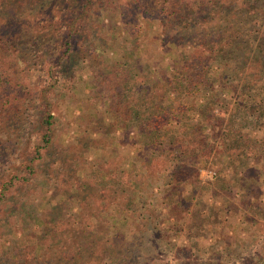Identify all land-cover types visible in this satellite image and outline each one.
<instances>
[{"label": "rangeland", "instance_id": "rangeland-1", "mask_svg": "<svg viewBox=\"0 0 264 264\" xmlns=\"http://www.w3.org/2000/svg\"><path fill=\"white\" fill-rule=\"evenodd\" d=\"M106 1L102 15L108 20L103 30L95 25L101 34L94 27L81 28L72 65L54 64L60 53L55 43L31 42L29 34L11 44L1 40L0 79L15 84L11 91L30 104L31 122L16 150L0 162V173L13 167L20 177L0 204V264H55L62 249L77 245L85 253L80 264H117L114 245L129 239L141 242L136 264H264V208L258 215L250 212L253 206L264 207V114L258 117L264 110H256L264 81L254 86L255 104L241 81L238 89L242 148L235 160L248 165L247 173L238 177L228 161L207 154L213 142L200 153L204 164L187 163L174 172L172 164L152 156L155 147L146 146L140 133L152 123L142 119L145 106L156 103L153 79L162 80L176 57L196 50L169 48L175 32L166 36L158 20L143 17L151 16L147 9L126 6L131 0ZM169 1L174 0H155V7ZM54 13L37 19L55 26L60 16ZM39 20L31 21L34 28ZM5 53L23 59L6 61ZM115 62L130 69L112 72ZM129 74L132 80L124 82ZM44 87L54 116L51 143L29 172L24 165L42 139L33 113ZM228 104L226 118L235 115L233 101ZM132 107L139 123L131 117ZM171 126L179 135L183 125ZM223 129L224 121L213 131L222 134ZM225 143L231 145L228 136ZM161 171L166 172L160 176Z\"/></svg>", "mask_w": 264, "mask_h": 264}, {"label": "trees", "instance_id": "trees-1", "mask_svg": "<svg viewBox=\"0 0 264 264\" xmlns=\"http://www.w3.org/2000/svg\"><path fill=\"white\" fill-rule=\"evenodd\" d=\"M106 2V0H0V44L4 43L1 40L11 44V39L16 42L22 38V34L27 36L29 34L31 42L32 39L40 38L43 45L46 43L59 45L60 53L55 57L54 64L58 66L62 64V68L72 65L78 54L75 42L81 28L92 31L94 27L96 34H101L95 25H102V29L103 21L108 20L102 15ZM141 2L142 0H131L126 6L135 10L142 7L147 9L146 13L151 16L142 13L143 17L146 20H158L166 36H169V32H175L177 39L166 43L169 48L181 49L186 46L190 50H196L192 55L176 57L170 72L167 75L163 74L162 80L153 79L157 87L152 93L156 103L154 106H145L142 119L150 121L152 125L140 131L146 146L155 147L154 152L150 151L152 156L162 159L164 165L172 164L173 171L178 172L184 169L187 163L195 166L204 164L205 161L199 160L200 153L206 151L208 142H213L215 147H210L207 154L212 153L214 158L221 156L224 162L228 161L233 166L236 176L242 177L247 173L248 165L235 160L242 148L237 120L239 109L243 106L238 89L241 81L246 94H249L248 98L252 100L251 103L255 104L257 94L254 86L264 81V0H174L166 5L165 2L161 3L159 9L155 7V0L144 2L142 5ZM54 12L60 16L54 22L55 26L53 23L37 19L39 15H55ZM36 20L41 22L39 28H36V24L34 28L32 24ZM93 34L100 39L97 45H103L101 38ZM1 58L17 63L23 59L22 56L9 53H5ZM115 63L110 69L112 72L117 73L121 68L130 69L126 64L118 67L120 63ZM129 77L130 74L125 77L124 82L131 81ZM160 83L166 87L159 88ZM14 85L9 80L2 82L0 79V162L6 161L16 150L17 141L25 134L31 122L28 113L30 104L12 92ZM47 89V87L40 89L41 95L36 107L38 112L33 113L35 119L33 125L38 128L37 134H41L42 139L41 143L35 144L34 152L24 165L29 172H32L33 163L42 158V151L51 143L54 116L51 113V101L46 95ZM224 92L232 94L234 98L228 100ZM258 96L261 98L260 101L257 100L256 110H264V85L260 87ZM230 101H233L235 115L230 112L226 118L227 105ZM40 107L43 111L39 112ZM130 111L132 119L139 123L136 108L132 107ZM263 114H258V117L261 118ZM223 121L224 131L217 134L213 129L220 128ZM210 122H214L213 125ZM205 123L208 124L203 125ZM172 124L177 127L183 125L179 129L181 131L179 135L174 136ZM227 124L230 125L225 131ZM207 127L210 129L205 133ZM227 136L231 145L225 143ZM152 139L155 140L152 142ZM159 139L164 142H158ZM204 154L206 156V153ZM12 168L8 167L6 171L0 173V204L5 202L10 190L17 187L19 182L20 177ZM165 172L161 171L160 176ZM168 182H171L170 178ZM170 191L171 189L168 190V194ZM262 208L264 207L253 206L250 212L258 215V210ZM245 219L246 223L252 224L249 214L245 215ZM140 246L141 242L137 243L133 239L127 242L123 240L117 246L114 245L117 254L120 255L117 264H136ZM82 248V245H77L72 251L62 249V257L58 255L54 259L55 264H80L82 255H85V253L81 255ZM71 252L74 253L70 257ZM17 257V254L13 255L14 262H17Z\"/></svg>", "mask_w": 264, "mask_h": 264}]
</instances>
